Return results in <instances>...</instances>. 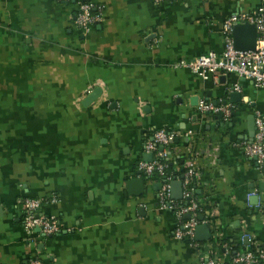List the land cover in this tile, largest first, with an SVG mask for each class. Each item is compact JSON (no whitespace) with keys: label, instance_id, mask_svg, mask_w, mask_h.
Listing matches in <instances>:
<instances>
[{"label":"crops","instance_id":"crops-1","mask_svg":"<svg viewBox=\"0 0 264 264\" xmlns=\"http://www.w3.org/2000/svg\"><path fill=\"white\" fill-rule=\"evenodd\" d=\"M90 1L101 20L83 34L72 3L0 0V264H198L173 237L171 210L157 206L161 179L137 168L153 129L176 135L172 171L195 159L192 184L206 205L197 218L208 230L194 238L201 254L218 256L215 239L224 237L242 252L243 234L264 245V160L257 168L233 145L250 140L256 112L264 122V88L171 67L219 53L222 22L264 13V0ZM200 99L225 103L229 116L199 113ZM51 195L38 211L54 215L59 231L26 234L17 199Z\"/></svg>","mask_w":264,"mask_h":264},{"label":"built area","instance_id":"built-area-1","mask_svg":"<svg viewBox=\"0 0 264 264\" xmlns=\"http://www.w3.org/2000/svg\"><path fill=\"white\" fill-rule=\"evenodd\" d=\"M57 3H72L75 12L72 25L79 33H88L91 26L101 20L100 8L94 6L90 0H54ZM158 5L167 0H150ZM238 23L252 25L255 33V44L252 50L235 49L232 42V26ZM222 49L219 53L207 51L190 59L178 60L171 67L188 69L196 76L206 79H215L220 74L233 73L252 81L255 87L264 88V13L258 8L250 13L231 14L221 24ZM233 89H237L234 86ZM199 113H220L226 119L230 108L225 103H214L210 100L200 99L196 104ZM254 131L250 140H238L233 145L245 155L253 158L257 168L261 167L264 160V122L256 112L253 118ZM175 134L164 129H153L143 143V151L151 155L149 160L137 162V168L146 176H156L161 179L160 188L157 191L158 208L170 209L175 226L172 235L176 239L184 240L199 255L198 264H224L222 256L228 253L226 244H221L223 253L217 255H202L201 243L194 239L195 227L205 221L197 218V200L192 195V182L195 175V159L189 154L183 163L180 198L175 200L170 197V182L173 179L167 172L168 149L171 147ZM51 195L44 198L22 196L17 199V208L20 213V221L23 231L31 234L36 229L42 237L50 236L59 231L60 224L52 214L40 213L38 210L46 202H55ZM187 215V218L184 216ZM242 237L247 239L243 245V251L235 253L227 264H263L264 246L253 244L250 250L248 234ZM27 264H41L36 257L30 258Z\"/></svg>","mask_w":264,"mask_h":264},{"label":"water","instance_id":"water-1","mask_svg":"<svg viewBox=\"0 0 264 264\" xmlns=\"http://www.w3.org/2000/svg\"><path fill=\"white\" fill-rule=\"evenodd\" d=\"M232 42L233 46L235 49L238 50H252L254 48L255 44V38H256V33L252 25L246 24V23H238L234 24L232 26ZM99 92L98 88L93 89L90 93H88L84 98H83V104H87L90 102ZM252 126L250 127V131L248 133V136L252 137L253 135V130H254V124H253V117L251 120ZM150 159V154L147 153L145 156V160ZM140 184L141 186V179L137 180H129L128 184ZM159 185V184H158ZM181 194V181L180 179H173L170 182V197L172 199H179ZM252 200L256 202V196L252 195L251 196ZM254 202V203H255ZM187 218V215L184 216ZM208 237V230H207V225L206 224H199L195 227L194 230V238L196 240H202L203 238Z\"/></svg>","mask_w":264,"mask_h":264},{"label":"trees","instance_id":"trees-1","mask_svg":"<svg viewBox=\"0 0 264 264\" xmlns=\"http://www.w3.org/2000/svg\"><path fill=\"white\" fill-rule=\"evenodd\" d=\"M166 164H167V172H170L171 173V176L173 177V178H175V176H177V175H179V174H181L182 172H183V170H182V172H175V171H172V168H171V163L167 160L166 161ZM192 185V187H193V190H192V195H193V198H195L196 200H197V205H198V214L200 215V216H202V215H204V210H205V208H206V205H204V203H203V201L202 200H200L199 199V197H198V195L195 193V190H194V186H193V184H191ZM203 217V216H202ZM215 243H216V251L219 253L218 254V256L219 255H221L222 253H223V248H222V246H221V244H226L227 245V247H228V254H229V256H230V259H231V257H233V255L235 254V253H238L239 251L237 250V248H236V246L237 245H235V243H233V241L232 240H230V238H226V237H224V238H220V239H215ZM249 245V247H250V250H253V243H249L248 244ZM256 246H261V245H258V244H255ZM262 246H264V245H262ZM242 251V250H241ZM230 261V260H229ZM228 261V262H229ZM228 262H224V264H227Z\"/></svg>","mask_w":264,"mask_h":264},{"label":"bare ground","instance_id":"bare-ground-1","mask_svg":"<svg viewBox=\"0 0 264 264\" xmlns=\"http://www.w3.org/2000/svg\"><path fill=\"white\" fill-rule=\"evenodd\" d=\"M181 176V175H180ZM177 179H179V178H177Z\"/></svg>","mask_w":264,"mask_h":264}]
</instances>
